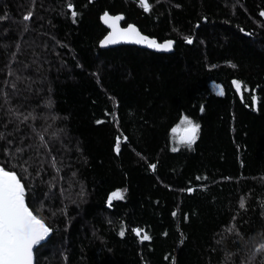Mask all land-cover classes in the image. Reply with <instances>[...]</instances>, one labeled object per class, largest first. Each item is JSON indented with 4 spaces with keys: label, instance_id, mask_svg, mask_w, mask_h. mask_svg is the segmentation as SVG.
<instances>
[{
    "label": "trees",
    "instance_id": "16d2710c",
    "mask_svg": "<svg viewBox=\"0 0 264 264\" xmlns=\"http://www.w3.org/2000/svg\"><path fill=\"white\" fill-rule=\"evenodd\" d=\"M147 3L0 0V165L52 229L35 264H261L264 0ZM104 11L174 51L101 48Z\"/></svg>",
    "mask_w": 264,
    "mask_h": 264
},
{
    "label": "snow or ice",
    "instance_id": "6c2138e0",
    "mask_svg": "<svg viewBox=\"0 0 264 264\" xmlns=\"http://www.w3.org/2000/svg\"><path fill=\"white\" fill-rule=\"evenodd\" d=\"M139 3L145 11L150 10L147 0H139ZM68 7L71 9L72 4L69 3ZM72 15L75 17L76 12L73 11ZM261 15L264 16V12H261ZM31 16L32 13L29 12L23 19L27 21ZM120 19H122L121 16L110 17L107 12L104 13L102 20L105 23H109L113 31L102 41V46L116 43L119 37L121 39H134L135 43L147 44L150 48L167 50L172 47V41L159 44L154 39L142 36L135 26L131 24L123 31L118 30L116 28V21ZM186 39L188 43L192 42L190 38ZM233 84L239 90L241 86L240 82L233 81ZM216 87L218 94L222 95L223 89L221 86L217 85ZM181 125H183V128ZM199 129L200 125L198 123H194L189 118L183 117L180 124L172 128L171 131L176 134L178 145L191 147L197 139ZM0 138H2V134H0ZM117 145H119V139ZM172 150L177 151L178 148L174 147ZM113 199H123L121 190L118 189L110 194L109 203ZM240 206L241 208L245 207L243 199ZM51 231L52 229L40 217L39 210L34 213L26 204L25 185L21 182V178L17 176L14 170H6L5 166L0 165V264H34L35 246L41 244ZM136 231L139 234L140 230ZM120 235H124V232L121 231ZM142 239L148 240L150 237L144 235ZM256 251H264V245ZM261 264H264V261H261Z\"/></svg>",
    "mask_w": 264,
    "mask_h": 264
},
{
    "label": "water",
    "instance_id": "95a60500",
    "mask_svg": "<svg viewBox=\"0 0 264 264\" xmlns=\"http://www.w3.org/2000/svg\"><path fill=\"white\" fill-rule=\"evenodd\" d=\"M105 12H107V13L109 14L110 17H115V16H121V17H122V19L116 21V28H117L118 30L123 31V30H125V29L128 27V25L131 24V25H134V26H135V28L137 29V31H138L142 36H146V37H148L149 39H154V40H156L157 43H159V44H165V43L168 42V41H172V42H173V43H172V47H171L170 49H167V50H164V49H156V48H150V47L147 46V44H138V43H135V42H134V39H127V38L121 39V38H119V37L117 38V42H116V43H113V44H107V45H103V46H102V41H104L105 37H107V36L109 35V33L113 31V28L110 26V24H109V23H105L104 20H102V17L104 16V13H105ZM123 18H124V16H123V14H121V13L112 14V13H109L108 11H104V12H102V13L100 14V21H101V23L107 28V32H106V34H105V35L100 39V41H99V45H100L101 48H103V49H107V48H110V47H116V46H120V45H131V46H136V47L143 48V49H148V50H150V51H154V52H158V53H171V52L174 51V45H175V44H174L173 39H169V38H168V39H164V40L158 41L155 37L150 36V35H147V34H144V33L138 28V26H136V25L133 24V23H129V24L123 25V24H122V22H123ZM6 170H7V169H6ZM25 202H26V201H25ZM26 204H27V203H26ZM51 234H52V231H51V233L49 234V236L46 237V239H45L41 244L45 243V242L48 240V238L51 236ZM41 244L35 246V250H36V249L38 248V246H40ZM35 250H34V253H35ZM34 264H35V254H34Z\"/></svg>",
    "mask_w": 264,
    "mask_h": 264
},
{
    "label": "rangeland",
    "instance_id": "374dc122",
    "mask_svg": "<svg viewBox=\"0 0 264 264\" xmlns=\"http://www.w3.org/2000/svg\"><path fill=\"white\" fill-rule=\"evenodd\" d=\"M181 127L183 128V125H181ZM173 135H174V137L176 138V134L173 133Z\"/></svg>",
    "mask_w": 264,
    "mask_h": 264
}]
</instances>
